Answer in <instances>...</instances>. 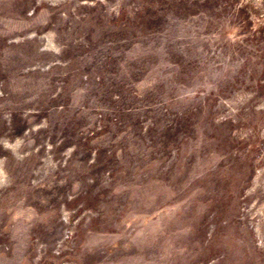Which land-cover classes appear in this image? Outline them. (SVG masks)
Returning <instances> with one entry per match:
<instances>
[{
    "label": "rangeland",
    "instance_id": "1",
    "mask_svg": "<svg viewBox=\"0 0 264 264\" xmlns=\"http://www.w3.org/2000/svg\"><path fill=\"white\" fill-rule=\"evenodd\" d=\"M0 264H264V0H0Z\"/></svg>",
    "mask_w": 264,
    "mask_h": 264
}]
</instances>
